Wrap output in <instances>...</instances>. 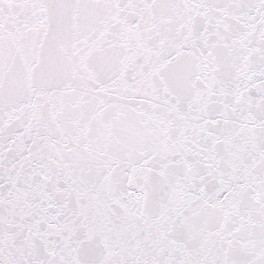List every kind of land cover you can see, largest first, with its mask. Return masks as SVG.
<instances>
[{
    "label": "snow or ice",
    "instance_id": "snow-or-ice-1",
    "mask_svg": "<svg viewBox=\"0 0 264 264\" xmlns=\"http://www.w3.org/2000/svg\"><path fill=\"white\" fill-rule=\"evenodd\" d=\"M0 264H264V0H0Z\"/></svg>",
    "mask_w": 264,
    "mask_h": 264
}]
</instances>
